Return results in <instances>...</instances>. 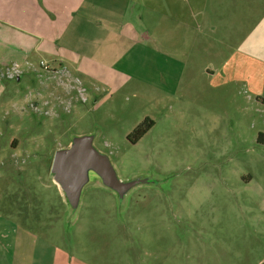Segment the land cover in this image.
I'll return each instance as SVG.
<instances>
[{
  "label": "rangeland",
  "instance_id": "1",
  "mask_svg": "<svg viewBox=\"0 0 264 264\" xmlns=\"http://www.w3.org/2000/svg\"><path fill=\"white\" fill-rule=\"evenodd\" d=\"M159 33L150 42L156 54L169 46L168 34ZM6 38L0 175L9 176L0 177V211L51 239L71 264H137L145 251L152 256L139 264L264 260V76L250 80L240 65L222 63L216 41L215 57L202 60L191 80L169 81L158 61L139 67L138 76L118 72L122 65L114 74L86 66V75L55 56H12ZM260 45L250 53L264 55V39ZM145 117L152 126L129 142L126 135ZM80 135L105 155L117 179L134 183L118 193L86 169L69 201L50 163ZM115 255L124 258L113 261Z\"/></svg>",
  "mask_w": 264,
  "mask_h": 264
},
{
  "label": "crops",
  "instance_id": "2",
  "mask_svg": "<svg viewBox=\"0 0 264 264\" xmlns=\"http://www.w3.org/2000/svg\"><path fill=\"white\" fill-rule=\"evenodd\" d=\"M206 1L0 0V37H7L8 47L13 41L12 56L26 59L37 52L48 58L55 56L86 75L90 72L86 66L102 65L106 73L114 74L122 65L118 72L138 76L139 67L158 61L161 76L169 81L191 80L202 60L215 57L218 42L222 63L240 65L250 80H260L264 55L251 52V56L249 49L261 46L260 39H264V0H208L211 16L204 15ZM159 32L168 34L163 43L169 46L156 54L150 42ZM252 34L256 37L251 38ZM201 41L211 50L204 53ZM8 56L6 52L4 57ZM134 66L136 73L131 70ZM175 66L176 72L171 74ZM179 92L183 97L180 87ZM8 176V172L0 175L4 179ZM0 207L4 208L3 202ZM0 212V264H71L72 258L51 239L4 210ZM123 256L115 255L113 261ZM151 256L149 251L138 254L136 263ZM73 264L89 263L75 259Z\"/></svg>",
  "mask_w": 264,
  "mask_h": 264
},
{
  "label": "water",
  "instance_id": "3",
  "mask_svg": "<svg viewBox=\"0 0 264 264\" xmlns=\"http://www.w3.org/2000/svg\"><path fill=\"white\" fill-rule=\"evenodd\" d=\"M86 169L93 170L108 187L118 193L134 183L117 179L105 155L93 148L87 136L73 137L68 147L57 149L52 155L50 171L53 179L72 203L76 201L79 187L86 177Z\"/></svg>",
  "mask_w": 264,
  "mask_h": 264
},
{
  "label": "trees",
  "instance_id": "4",
  "mask_svg": "<svg viewBox=\"0 0 264 264\" xmlns=\"http://www.w3.org/2000/svg\"><path fill=\"white\" fill-rule=\"evenodd\" d=\"M152 120L147 117L143 118L127 135L126 138L129 142L134 143L143 135V133L152 126ZM258 137L256 138V141ZM264 264V260L260 263Z\"/></svg>",
  "mask_w": 264,
  "mask_h": 264
},
{
  "label": "built area",
  "instance_id": "5",
  "mask_svg": "<svg viewBox=\"0 0 264 264\" xmlns=\"http://www.w3.org/2000/svg\"><path fill=\"white\" fill-rule=\"evenodd\" d=\"M14 67H12V69H13Z\"/></svg>",
  "mask_w": 264,
  "mask_h": 264
}]
</instances>
